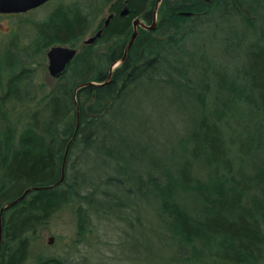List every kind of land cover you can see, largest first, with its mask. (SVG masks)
<instances>
[{
	"label": "trees",
	"instance_id": "16d2710c",
	"mask_svg": "<svg viewBox=\"0 0 264 264\" xmlns=\"http://www.w3.org/2000/svg\"><path fill=\"white\" fill-rule=\"evenodd\" d=\"M107 4L99 36L40 85L15 129L10 111L35 98L28 63L51 45L75 47ZM153 10L154 28L136 27L108 82L81 86L106 79L131 22L149 24ZM30 25L23 57L12 40L0 57V207L41 188L0 213V264H24L33 236L62 208L75 216V240L93 216L123 222L133 262L139 249L158 264H264V0H85L57 3ZM212 28L216 62L195 48ZM173 102L186 112L181 129L170 121L180 111ZM240 116L252 134L237 158L220 124ZM32 264L64 262L35 255Z\"/></svg>",
	"mask_w": 264,
	"mask_h": 264
},
{
	"label": "rangeland",
	"instance_id": "374dc122",
	"mask_svg": "<svg viewBox=\"0 0 264 264\" xmlns=\"http://www.w3.org/2000/svg\"><path fill=\"white\" fill-rule=\"evenodd\" d=\"M85 0H49L44 4L18 14H1L0 13V57L4 51L5 46L12 40L17 48V53L22 54L21 48L29 41L32 35L31 23L39 21L44 15L57 3L63 4H82ZM113 1V0H111ZM107 5H103L97 17L92 21L87 32L80 39L79 43L72 47L76 51L79 50L80 45L88 37H91L97 30L96 26L102 24L109 12L107 11ZM156 20V16H155ZM144 25L146 23L142 22ZM219 36L218 32H214L213 28L198 34L195 41V48L197 54L205 52V56L209 59L218 60V49L219 46L216 42V38ZM247 43V42H246ZM247 45V44H246ZM67 46V45H64ZM49 48V47H48ZM47 48V49H48ZM46 49V50H47ZM45 50V51H46ZM220 52V49H219ZM210 57V58H209ZM28 59V58H26ZM23 60V59H22ZM223 58L221 59V61ZM28 61V60H26ZM30 62V61H28ZM28 65L34 68L33 84L35 89L34 99L26 101L23 104L15 105L14 109L10 111L7 116L8 120L13 122L15 129L21 119L24 121V115L34 106L36 98L42 93V86H49L53 82L51 77L46 70V57L45 52L39 56L33 63ZM214 67L213 63L209 64ZM216 65V63H215ZM226 65V62H224ZM1 77V75H0ZM1 81V80H0ZM1 87V84H0ZM207 103V110L210 112L212 108V102L209 100ZM179 104L173 102L169 109L180 110ZM10 105L6 109H8ZM4 108V109H5ZM179 115L173 116L170 120L175 124L177 129H181L186 124V112L182 109L178 111ZM17 116V119H16ZM4 117V118H3ZM0 115V126L5 124V116ZM19 120V122H17ZM16 123V124H15ZM171 126V125H170ZM250 124L246 121L244 116L239 118H226L220 124V130L223 132L226 147L229 149L231 154H235V157L243 155L240 150H245V147H250L249 141L252 134ZM167 127V126H166ZM169 127V126H168ZM234 157L235 162L238 161ZM88 231L84 233L80 240H75V216L69 208H62L55 212L52 217L48 220L47 224L40 228L31 240L29 249V257L24 264H32L35 255L41 257H61L64 264H158L159 257L154 256L153 252L139 251L135 256H139L135 262L127 259V249L123 245L127 241V228L125 224L118 223L112 219H96L94 216L91 217V222L88 226ZM122 229L126 230V233H122ZM51 237V242L47 243L46 240ZM129 238V237H128ZM131 238H136L134 235ZM140 238V237H139ZM142 252V253H141Z\"/></svg>",
	"mask_w": 264,
	"mask_h": 264
},
{
	"label": "water",
	"instance_id": "95a60500",
	"mask_svg": "<svg viewBox=\"0 0 264 264\" xmlns=\"http://www.w3.org/2000/svg\"><path fill=\"white\" fill-rule=\"evenodd\" d=\"M47 1H49V0H0V13L1 14L23 13L25 11L34 9V8L44 4ZM159 1L160 0H156V6H157ZM125 12H126V9H123L121 11V14H124ZM110 17H111V14H108V16L106 17V19L103 22V25H106V23ZM154 25H155V10H153L150 22L147 25H144L143 23H141V21L139 19L135 18L131 22L132 31H131L130 36L127 40V43L123 49L122 56L120 59L113 62L109 66L106 79L100 83H94L92 81H88V82L81 84V86H84V85L97 86V85H104L105 83H107L108 78L111 74V71L120 61L123 60V58L125 56L126 49L129 47L130 43L134 39V37L136 35V27L139 26L140 28L150 30V29L154 28ZM100 32H101V30L98 29L91 37H88L87 39H85L83 41V44L93 43L94 40L99 36ZM75 53H76V50L72 47L64 46V45H60V44L51 45L45 51V57H46V62H47V65H46L47 73L53 78H56L59 75H61L64 72L66 66L68 65V63L70 62V60L72 59V57L74 56ZM66 148H67V145L65 147V151H66ZM62 177H63V174H62V165H61L60 177L55 182V184L60 182L62 180ZM38 188H41V187H29V188L24 189L19 196H17L16 198H14L11 201L5 203L4 205H2L0 207V213L4 209L10 207L14 203H16L18 200H20L28 191H30L32 189H38ZM46 242L50 243L51 237H48Z\"/></svg>",
	"mask_w": 264,
	"mask_h": 264
}]
</instances>
